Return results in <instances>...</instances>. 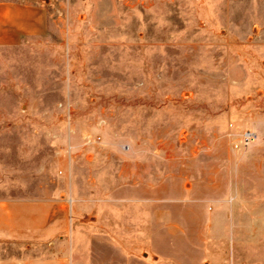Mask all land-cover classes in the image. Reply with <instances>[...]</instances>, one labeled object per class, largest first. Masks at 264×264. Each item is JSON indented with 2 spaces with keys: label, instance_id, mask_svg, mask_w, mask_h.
Returning a JSON list of instances; mask_svg holds the SVG:
<instances>
[{
  "label": "rangeland",
  "instance_id": "1",
  "mask_svg": "<svg viewBox=\"0 0 264 264\" xmlns=\"http://www.w3.org/2000/svg\"><path fill=\"white\" fill-rule=\"evenodd\" d=\"M49 10L0 49V198L63 201L74 264H264V0Z\"/></svg>",
  "mask_w": 264,
  "mask_h": 264
},
{
  "label": "crops",
  "instance_id": "2",
  "mask_svg": "<svg viewBox=\"0 0 264 264\" xmlns=\"http://www.w3.org/2000/svg\"><path fill=\"white\" fill-rule=\"evenodd\" d=\"M51 4L52 0H0V49L14 48L23 41L43 35L49 25ZM235 200L238 204L232 212L231 225L236 228L239 225L236 210L242 197ZM217 205V211L208 219V227L215 229L216 225L220 235L225 223V206L220 202ZM64 206L63 201L48 198H0V264H74L66 252L67 240L63 235ZM218 247L221 253L220 245ZM3 248L13 249L16 253L5 254ZM228 263L255 264L257 258L239 254L228 259ZM218 264H221V254Z\"/></svg>",
  "mask_w": 264,
  "mask_h": 264
},
{
  "label": "built area",
  "instance_id": "3",
  "mask_svg": "<svg viewBox=\"0 0 264 264\" xmlns=\"http://www.w3.org/2000/svg\"><path fill=\"white\" fill-rule=\"evenodd\" d=\"M256 140H257V134L251 130H245L240 135V143L243 147H246V146L252 144ZM123 149L128 150V147L125 146Z\"/></svg>",
  "mask_w": 264,
  "mask_h": 264
}]
</instances>
